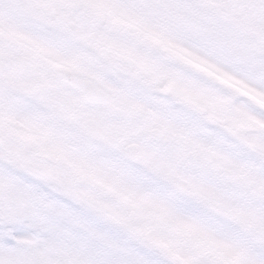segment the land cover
<instances>
[{
    "label": "snow or ice",
    "instance_id": "6c2138e0",
    "mask_svg": "<svg viewBox=\"0 0 264 264\" xmlns=\"http://www.w3.org/2000/svg\"><path fill=\"white\" fill-rule=\"evenodd\" d=\"M0 264H264V0H0Z\"/></svg>",
    "mask_w": 264,
    "mask_h": 264
}]
</instances>
